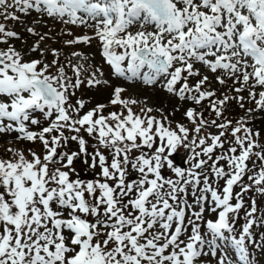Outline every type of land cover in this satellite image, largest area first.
<instances>
[{"label": "snow or ice", "instance_id": "snow-or-ice-1", "mask_svg": "<svg viewBox=\"0 0 264 264\" xmlns=\"http://www.w3.org/2000/svg\"><path fill=\"white\" fill-rule=\"evenodd\" d=\"M33 13L34 24L47 17L93 29L65 44L99 40L116 77L190 104L188 123L134 110L139 101L119 86L110 100L119 111L73 102L82 63H61L60 50L41 47L49 34L33 26L25 25L38 37L30 49L10 43L21 37L6 22ZM0 45V134H16L0 155V264H211L209 256L254 264L251 249L264 247L253 233L264 225V140L251 126L264 111V0H0ZM49 51L50 62L25 59ZM197 64L220 85L232 80L235 94L217 95ZM97 73L88 86L107 83ZM232 101L255 107L234 120ZM22 141L41 150L11 146Z\"/></svg>", "mask_w": 264, "mask_h": 264}, {"label": "rangeland", "instance_id": "rangeland-1", "mask_svg": "<svg viewBox=\"0 0 264 264\" xmlns=\"http://www.w3.org/2000/svg\"><path fill=\"white\" fill-rule=\"evenodd\" d=\"M37 19L36 14L33 13L32 16L24 17L21 14V20L24 21V24L20 22L8 21L6 22L10 29L17 31L20 34V39H13L10 43L17 48L18 50L27 51L30 49L38 40V37L29 34L26 31L25 25L35 27L36 31L43 34L48 33L51 37L50 39H46L41 43V47L45 49H58L61 52L60 61L61 63H67V59L70 58L73 64L82 63L84 69L87 71L83 72L82 78L85 80V83L80 86L79 89L76 90V95L73 97L74 99H83L86 102L85 110L94 107L99 102L107 105L104 110V114L107 115L110 111H119L121 106L120 105H111L110 100L113 97V91L115 87H123L126 89L121 95L123 98L126 99H135L139 101L136 105H133L134 110L139 111L142 107L147 105L148 107H152L155 109H163L165 114L169 116V119L173 121V126H175L176 122L185 123L187 124V120L184 117L185 108L191 106L190 104H182L178 98L175 96H171L166 91H164L161 87H150L143 85L140 82H128L123 78H118L113 74L111 67L105 62V60L101 56V48H99V40L93 39L89 44L78 43L74 45H66L65 41L74 39L76 36L82 35H93V29L86 28V27H76L73 25H65L58 21H54L50 18H43L40 24H34L33 20ZM135 30V29H134ZM71 31L73 35H67V33ZM6 47L5 45H0V48ZM73 52H80L83 56L88 57L87 60H81L80 57H73ZM46 59L50 62L53 57L51 52H46L44 57L39 56L37 53H31L29 56H26L25 59ZM196 67L200 68L202 72H205L212 78V87L217 90V95L227 94V95H234L235 93L230 91L229 89L232 87V80H228L226 85H220L216 80L215 76L207 72L206 69L201 67V65L197 64ZM97 68H100L103 72V76H100L97 73V77L102 81H107V83H101L97 86L90 87L87 84V78L91 76L93 72L96 71ZM69 76L72 75L71 69H67ZM219 74V73H217ZM194 82V81H193ZM244 96H247V92L241 93ZM233 103L237 104L235 101ZM179 107V111H175L173 114V110ZM239 107V105H238ZM249 107H255L254 103L245 104V109ZM228 109V108H227ZM238 109H241L240 107ZM243 109V110H245ZM234 111V110H233ZM234 113V112H233ZM153 115H159L158 112L153 111ZM207 116L208 113L205 112ZM232 119H238L234 117V114H227ZM254 121H263L264 122V111L257 112L254 114V119L252 120L251 124H254ZM264 127V124H260ZM215 131V129H212ZM16 134L12 133L10 135L0 134V155H6L5 149L9 147V142L14 141ZM85 138L89 140V143H93L90 138L87 137L85 134ZM264 138V128L261 134V139ZM29 146L22 147L17 143H13L11 146L17 148L28 149L32 148L33 150L40 151L41 145L39 143L32 144L28 143ZM72 150H76V145H71ZM184 154V150L181 149L180 152L177 154L179 156L178 160L180 161V165L183 164L182 156ZM78 170H80V175L85 178L89 179L92 178V171L88 169L85 165L78 163L77 164ZM191 200V197H189ZM261 209L264 211V201L261 202ZM216 214L211 212L205 213V219H215ZM244 223V219L241 218L237 222V230H240ZM256 226H254L255 228ZM257 228H263L264 225H259ZM202 231H206V229L202 228ZM211 238L210 235L208 237ZM219 254V253H218ZM205 260H210L211 264H216L215 258L209 256L205 257Z\"/></svg>", "mask_w": 264, "mask_h": 264}]
</instances>
